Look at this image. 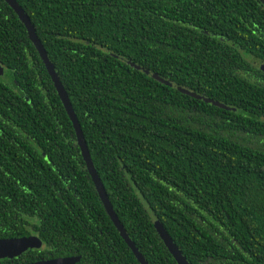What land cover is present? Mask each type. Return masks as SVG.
I'll return each mask as SVG.
<instances>
[{
  "label": "trees",
  "instance_id": "1",
  "mask_svg": "<svg viewBox=\"0 0 264 264\" xmlns=\"http://www.w3.org/2000/svg\"><path fill=\"white\" fill-rule=\"evenodd\" d=\"M15 1L147 264H177L156 223L189 264H264L261 0ZM0 66V239L42 243L0 264H139L97 195L25 26L4 0Z\"/></svg>",
  "mask_w": 264,
  "mask_h": 264
},
{
  "label": "water",
  "instance_id": "2",
  "mask_svg": "<svg viewBox=\"0 0 264 264\" xmlns=\"http://www.w3.org/2000/svg\"><path fill=\"white\" fill-rule=\"evenodd\" d=\"M10 8L15 12V14L18 16L19 20L22 22V24L25 26L26 31L28 33V37L32 44L34 45L53 85L57 92V95L70 119V122L72 123L73 129L75 131L77 145L80 149L81 156L83 158V161L86 166V170L91 178V181L94 185V188L97 192V195L107 213L109 216L111 222L113 223L114 227L117 229L118 233L120 234L121 238L124 240L128 248L131 250L133 255L135 256L136 260L139 264H147V262L144 260V258L141 256V254L136 249L134 243L129 239V237L126 234L125 229L121 225L120 221L118 220L110 202L107 197V194L104 190V187L100 181V178L98 177V174L93 166V163L90 158V154L88 152V148L86 146L80 125L78 123V120L76 118V115L72 109L71 103L69 101L68 95L66 94L62 84L60 83V80L55 72L54 66L49 61L48 56L46 54V51L44 50L42 44L40 43L39 39L37 38V35L35 33V30L28 19V17L25 15V13L22 11V9L18 6L15 0H4ZM130 66L132 68H135L136 70L143 71L146 75H150L154 80L167 85L172 86L171 83L163 80L156 74H150L149 71L142 69L139 66H136L132 63H130ZM260 70L264 73V64L260 65ZM4 74V68L0 66V77H2ZM177 91L190 96L192 98L203 100L206 104H211L214 107L224 109L226 111H235V109H231L229 107L224 106L223 104L213 101L211 99L203 98L195 93H192L190 91L184 90L180 87H177ZM156 231L162 241L164 242L165 246L167 247L169 253L172 255L174 260L177 264H189L186 259L182 256L179 249L173 244L172 240L168 236L167 232L164 230L162 225L160 223L155 224ZM42 246L41 241L36 236H29L25 238L20 239H0V260L5 259L7 257L9 258H16L22 255L26 251H30L32 249H40ZM77 261L76 258H58V259H52L47 261H38L34 263L29 264H74Z\"/></svg>",
  "mask_w": 264,
  "mask_h": 264
},
{
  "label": "flooded vegetation",
  "instance_id": "3",
  "mask_svg": "<svg viewBox=\"0 0 264 264\" xmlns=\"http://www.w3.org/2000/svg\"><path fill=\"white\" fill-rule=\"evenodd\" d=\"M261 2H262V4L264 5V0H261ZM242 52V51H241ZM248 60L250 61V62H252V58L250 57V58H248ZM262 63H256V65L258 66V68L260 69V65H261ZM255 66V65H254ZM244 75H246V73H244Z\"/></svg>",
  "mask_w": 264,
  "mask_h": 264
}]
</instances>
